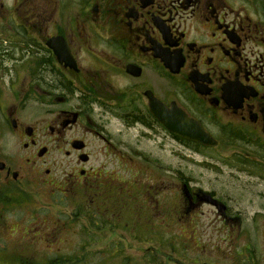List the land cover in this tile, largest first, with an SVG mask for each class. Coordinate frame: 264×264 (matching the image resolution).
<instances>
[{"label":"flooded vegetation","instance_id":"1","mask_svg":"<svg viewBox=\"0 0 264 264\" xmlns=\"http://www.w3.org/2000/svg\"><path fill=\"white\" fill-rule=\"evenodd\" d=\"M150 100L216 146L171 134ZM169 137L225 145L264 181V0H0V264L35 262L50 228L48 264H264V211L208 191L217 211L182 176L189 196L140 190L132 140Z\"/></svg>","mask_w":264,"mask_h":264},{"label":"rangeland","instance_id":"2","mask_svg":"<svg viewBox=\"0 0 264 264\" xmlns=\"http://www.w3.org/2000/svg\"><path fill=\"white\" fill-rule=\"evenodd\" d=\"M132 142L135 145L134 152L138 165L147 166L150 164L147 169L148 173L139 169L138 185L140 184V190H143V193L150 189L149 187L153 184L147 183V179L154 181L167 180L169 184L167 194L170 195V199L173 201L180 195L176 184L179 176H182L192 189L214 192L217 196H237L236 198L233 197L235 199L233 202L237 201V203H229L233 210L241 212L264 211V181L253 180L236 170L230 169L227 163L223 162L228 153L226 150L228 147L226 148L225 145H221L216 150H206L198 153L190 147L185 146L183 148L170 137L169 139L139 138L132 140ZM98 160L101 161V158ZM104 160L105 171L108 172V175H112L114 179L119 175L123 178L128 177L126 171H120L114 158H104ZM162 174L165 179H162ZM247 178L251 182H248ZM158 209L161 210V206ZM199 210L206 211V207L203 206ZM51 229L43 232L41 240L36 242L34 247H31L29 243H25L31 247L30 249L35 256V262L31 263L29 261L27 264H48L44 260L48 259L50 253L48 249L52 237L48 234ZM174 234H171L170 238L177 237ZM17 235L23 237L20 233ZM17 237H13L11 243L17 242ZM27 237H31L30 234ZM68 238L73 246L79 242L77 236L71 235ZM56 245H53V247L55 248ZM27 259L31 260L32 258L28 257Z\"/></svg>","mask_w":264,"mask_h":264},{"label":"water","instance_id":"3","mask_svg":"<svg viewBox=\"0 0 264 264\" xmlns=\"http://www.w3.org/2000/svg\"><path fill=\"white\" fill-rule=\"evenodd\" d=\"M150 108L153 110L154 116L158 121L171 133L182 137L183 139L201 144L203 146H214L216 142L206 134L201 125L188 118L176 107H170L169 112L162 113L161 106L156 101L150 100ZM184 194L189 196V192L184 186ZM201 201L215 205L218 210H223V205L214 200L208 193H198Z\"/></svg>","mask_w":264,"mask_h":264}]
</instances>
